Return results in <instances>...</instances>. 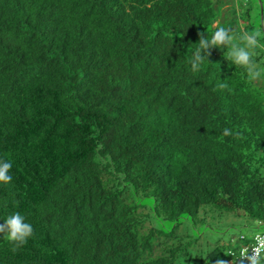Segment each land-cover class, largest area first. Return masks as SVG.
<instances>
[{
  "label": "trees",
  "instance_id": "trees-1",
  "mask_svg": "<svg viewBox=\"0 0 264 264\" xmlns=\"http://www.w3.org/2000/svg\"><path fill=\"white\" fill-rule=\"evenodd\" d=\"M237 2L0 0V224L34 229L0 264H217L264 232V83L190 65Z\"/></svg>",
  "mask_w": 264,
  "mask_h": 264
},
{
  "label": "clouds",
  "instance_id": "clouds-1",
  "mask_svg": "<svg viewBox=\"0 0 264 264\" xmlns=\"http://www.w3.org/2000/svg\"><path fill=\"white\" fill-rule=\"evenodd\" d=\"M198 37L199 41L194 44L196 48L190 58L193 71L201 70L206 63L211 64L209 57L213 49H225V59L232 65L242 68L250 83H264V64L259 63L256 59L257 50H264V42H262L264 31H243L237 36L230 28L219 26L212 32L211 36L201 32L198 33ZM218 87L224 89L228 87V84L220 81ZM231 134L230 129H224L223 135L228 136ZM11 168L12 162L10 160L0 158V185L11 184ZM25 221L24 215L15 212L9 215L3 224H0V238L10 242L14 246L13 251L26 244L34 233L32 224ZM242 236L245 237V235ZM252 240L253 237H251V243ZM240 249L238 250L240 253L237 260L231 262L218 261L217 264H264V246H261L259 242L249 248Z\"/></svg>",
  "mask_w": 264,
  "mask_h": 264
},
{
  "label": "rangeland",
  "instance_id": "rangeland-1",
  "mask_svg": "<svg viewBox=\"0 0 264 264\" xmlns=\"http://www.w3.org/2000/svg\"><path fill=\"white\" fill-rule=\"evenodd\" d=\"M238 0H223V6H222V15L225 16L227 13L229 15V12L233 13L234 15L236 14V12L234 10H237V2ZM244 0H239L240 2V10H239V13L242 12L244 10V8L241 6V3L243 2ZM248 6L252 7V12H251V18L252 19H242V18H239L236 17V18H233L232 15H231V19L229 20L231 23H232V26L238 31H239V35L244 31V28L246 27V25H248L249 23L248 22H251L252 23V27L251 29H249L248 31L251 32V31H255V30H262L264 31V11H263V8H264V0H263V4H262V1L261 0H249V4ZM238 14V12H237ZM261 16H258L260 15ZM227 15V16H228ZM250 23V24H251ZM247 28H250L249 26H247ZM237 35V36H239ZM262 42H264V39H262ZM259 53L261 56V63L264 64V50H259ZM242 231H245L244 229L243 230H230V231H227V232H219L220 233V236L222 237V243L227 240V238L229 237H233L234 240H238L240 236H242V234H245V235H249L253 232L251 231H245L242 232ZM242 232V233H241Z\"/></svg>",
  "mask_w": 264,
  "mask_h": 264
},
{
  "label": "built area",
  "instance_id": "built-area-1",
  "mask_svg": "<svg viewBox=\"0 0 264 264\" xmlns=\"http://www.w3.org/2000/svg\"><path fill=\"white\" fill-rule=\"evenodd\" d=\"M245 237L242 236V239H244ZM256 242H259V244L261 246H264V232H259L257 234H255L253 236V240H252V243L250 245H247V246H243L241 249L243 248H249L251 245L255 244ZM240 249V250H241ZM231 255H236L234 252L230 251ZM240 251L238 252V255H239Z\"/></svg>",
  "mask_w": 264,
  "mask_h": 264
},
{
  "label": "crops",
  "instance_id": "crops-1",
  "mask_svg": "<svg viewBox=\"0 0 264 264\" xmlns=\"http://www.w3.org/2000/svg\"><path fill=\"white\" fill-rule=\"evenodd\" d=\"M253 234H254V233H251V234H249V235H247V236L252 237Z\"/></svg>",
  "mask_w": 264,
  "mask_h": 264
}]
</instances>
